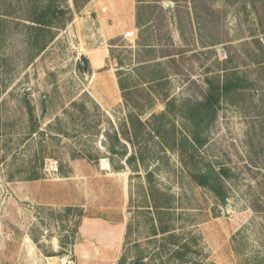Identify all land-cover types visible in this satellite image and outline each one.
<instances>
[{"label": "rangeland", "instance_id": "rangeland-1", "mask_svg": "<svg viewBox=\"0 0 264 264\" xmlns=\"http://www.w3.org/2000/svg\"><path fill=\"white\" fill-rule=\"evenodd\" d=\"M24 1L0 0V264H83L79 223L94 215L124 223L126 235L122 249L92 264H264V0H143L150 47L137 52V27L131 39L107 41L106 68L123 69L126 85H135L130 101L149 121L134 129L119 89L106 78L98 98L90 68L80 65V43L97 44L95 25L83 23L92 19L88 2L57 0L69 8L66 23L33 54ZM139 60L159 64L137 75ZM231 71L245 85L220 104L204 130L208 142L194 158L169 148L189 135L184 106L203 99L207 78ZM155 74L162 79L150 81ZM24 97L34 104L37 132ZM169 99L172 127L162 139L151 133L160 120L150 115L166 111ZM135 153L138 161L128 162ZM207 163L231 170L224 204L190 175Z\"/></svg>", "mask_w": 264, "mask_h": 264}, {"label": "trees", "instance_id": "trees-1", "mask_svg": "<svg viewBox=\"0 0 264 264\" xmlns=\"http://www.w3.org/2000/svg\"><path fill=\"white\" fill-rule=\"evenodd\" d=\"M90 0H74L75 7L78 8L81 5L86 4ZM137 15H136V26L139 29L138 40H137V52L141 51L140 49L149 46L148 43L151 36L152 30L151 27H147L144 30L142 27L147 24L148 19L142 17V8L143 6L139 5L143 0H137ZM24 10L25 16L24 20L27 22L26 27V40L29 49L33 54H38L45 50L49 43L54 39L55 34L58 29L62 28L66 23V15L68 9L62 3L57 0H25L24 1ZM1 17V16H0ZM1 19V18H0ZM2 20V19H1ZM260 40H257L259 42ZM261 49L264 52V46L260 42ZM150 47V46H149ZM113 50H111L112 52ZM86 66L80 63L82 69L88 70L89 60L85 58ZM264 62V60H262ZM150 60H139L137 64L133 67V70L137 75H140L142 71L146 68L154 66ZM119 64L122 66L123 61L119 59ZM155 64V65H157ZM154 74V72L152 73ZM119 86L122 90V97L125 100L126 106L129 108L128 120L131 126V129L134 127L146 128L148 122L143 121L140 117V114L143 113L145 108H141L134 101H130V97L134 94L135 85H126V82L122 78L123 69H118L117 72ZM163 77V76H162ZM162 77H159V74L153 75V78L150 81L158 82ZM243 79L245 76H241L236 71L226 72V74L215 76L212 79L207 78L208 88L202 100H198L193 104L185 105L183 111L186 112L183 117L186 119V126L188 131V136L180 139L177 143L175 142L172 146L169 145V148H178L181 155L184 157L194 158L196 152L203 147L207 142V134H204V130L208 129L210 123H212L218 114V110L222 101L226 100L228 97L234 93V91L239 90L244 87ZM24 106L26 108V113L28 114L29 121L31 122V132H37L39 130V123L35 114L34 104L27 98H23ZM176 102L173 99L167 100V110L150 115L151 119L159 118V124L153 129L152 134L155 133L157 137H163L164 131H167L170 127L169 113L172 111ZM174 127V126H173ZM130 128V127H129ZM128 128V132L130 129ZM205 130V131H206ZM131 133H134L131 130ZM136 134V133H135ZM137 135V134H136ZM109 151L113 153H118V150L113 145H109ZM122 155H126V150L121 152ZM128 162L138 161V157L135 154L128 156L126 158ZM144 164V161L142 162ZM188 166V164H186ZM117 169L122 168L123 165L120 164L115 166ZM205 169L199 168V166L194 167V170H189L190 175L193 180L200 186L205 187L212 191L217 199L224 204L227 201L229 196L226 179L230 178L231 170L225 166L216 167L212 163H207ZM136 168V167H135ZM147 180L149 183L153 182L154 173L151 170H147ZM38 176H30L28 179H37ZM161 233H166L171 231L170 226H161L159 229ZM174 235V234H173ZM174 243L178 245V240H174ZM186 245V244H185ZM183 247H186V246ZM179 258H183L184 254L182 252H176ZM186 264V263H183Z\"/></svg>", "mask_w": 264, "mask_h": 264}, {"label": "crops", "instance_id": "crops-1", "mask_svg": "<svg viewBox=\"0 0 264 264\" xmlns=\"http://www.w3.org/2000/svg\"><path fill=\"white\" fill-rule=\"evenodd\" d=\"M87 8L92 19L83 17V23L94 24L95 42L94 46L86 39L80 43V48L84 50L85 57L89 60L90 85H93L98 98L107 94L105 79L109 78L111 85L119 89L122 97V90L119 86L118 75L115 70L106 68L111 50L107 41L110 42L117 36L125 33L136 26L137 0H90ZM86 8V7H85ZM112 44V43H111ZM118 94V93H117ZM79 207L84 206V202L76 203ZM79 232L83 242L79 244V258L83 264L104 261L110 257L109 250H120L126 235V226L122 222L111 223L100 215L83 216L79 223ZM102 252H105L102 255ZM100 256H103L101 258ZM64 261V258H60ZM101 263V262H100Z\"/></svg>", "mask_w": 264, "mask_h": 264}, {"label": "water", "instance_id": "water-1", "mask_svg": "<svg viewBox=\"0 0 264 264\" xmlns=\"http://www.w3.org/2000/svg\"><path fill=\"white\" fill-rule=\"evenodd\" d=\"M81 62H82V64L84 66H86V62H85V57L84 56L81 57ZM108 132H109L108 127L103 128L102 133H101L100 138H99V146L101 148H105L104 145H105V140H106V137L108 135ZM134 264H139V263H134Z\"/></svg>", "mask_w": 264, "mask_h": 264}, {"label": "built area", "instance_id": "built-area-1", "mask_svg": "<svg viewBox=\"0 0 264 264\" xmlns=\"http://www.w3.org/2000/svg\"><path fill=\"white\" fill-rule=\"evenodd\" d=\"M125 39H131L135 36V31L134 30H128L123 34Z\"/></svg>", "mask_w": 264, "mask_h": 264}, {"label": "bare ground", "instance_id": "bare-ground-1", "mask_svg": "<svg viewBox=\"0 0 264 264\" xmlns=\"http://www.w3.org/2000/svg\"><path fill=\"white\" fill-rule=\"evenodd\" d=\"M106 162V161H105ZM105 166V165H104ZM106 167V166H105Z\"/></svg>", "mask_w": 264, "mask_h": 264}]
</instances>
